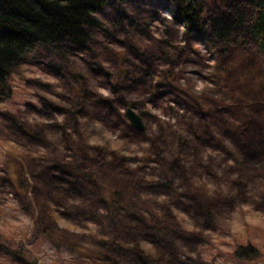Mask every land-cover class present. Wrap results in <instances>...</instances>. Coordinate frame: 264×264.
Here are the masks:
<instances>
[{
	"label": "clouds",
	"instance_id": "obj_1",
	"mask_svg": "<svg viewBox=\"0 0 264 264\" xmlns=\"http://www.w3.org/2000/svg\"><path fill=\"white\" fill-rule=\"evenodd\" d=\"M22 3L0 264H264V0Z\"/></svg>",
	"mask_w": 264,
	"mask_h": 264
},
{
	"label": "trees",
	"instance_id": "obj_2",
	"mask_svg": "<svg viewBox=\"0 0 264 264\" xmlns=\"http://www.w3.org/2000/svg\"><path fill=\"white\" fill-rule=\"evenodd\" d=\"M3 3V0H0V4ZM94 7H97L99 11H103V7L99 5H93ZM27 5H24L22 3V0H9V4L4 7H0V14L6 17L7 22L10 26L16 27L18 26L22 21L26 19H30L26 12ZM176 18L178 21L189 19L191 20V30L196 33L197 38H200L201 30L198 26V19L195 18V14L193 13L192 16H186L184 11L177 8L176 10ZM10 35H16V33H9ZM67 37L75 40L77 39V34L73 28H69L67 31ZM52 39L62 41L65 39V33H60L57 36H52Z\"/></svg>",
	"mask_w": 264,
	"mask_h": 264
}]
</instances>
